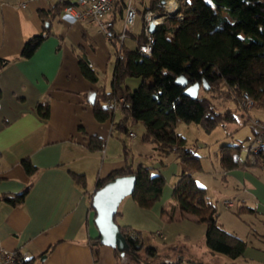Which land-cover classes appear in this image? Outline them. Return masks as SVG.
I'll return each instance as SVG.
<instances>
[{"label":"crops","instance_id":"0c3cea01","mask_svg":"<svg viewBox=\"0 0 264 264\" xmlns=\"http://www.w3.org/2000/svg\"><path fill=\"white\" fill-rule=\"evenodd\" d=\"M23 2H27L24 7ZM55 4L49 0H0V90L3 94L0 99V194L22 193L27 189L21 205L14 207L0 202V250H15L25 259L36 258V264H127L117 261L115 248L94 242L100 237L92 206L97 179L124 167L133 156L134 162L137 156H147L137 154L139 147L150 148L153 152L149 157L156 156L159 162L168 163L165 167L159 162L146 165L139 163V158L133 164L158 169L166 179L172 178V183L182 165L175 155H163L151 143H138L137 134L130 137L114 127V122L122 118L121 111H116L114 120L100 122L96 119L90 96L104 85L101 80L94 83L82 74L74 48L82 47L101 72L107 75L110 68L113 77L112 46L97 25L74 21L63 9L51 26L50 35L35 54L30 58L20 56L29 39L44 33L39 11H48ZM136 6L141 8L137 0ZM125 11L126 8L124 15ZM136 23L133 33L138 36L143 32L144 19L138 31ZM123 25L124 19L117 18L115 29L120 32ZM129 45L132 47L135 41L130 40ZM3 61L8 62L2 65ZM45 101L50 103V116L44 120L39 116L37 106ZM90 135L105 140L103 151L88 149ZM126 135L131 139L127 158L122 148V141H127ZM26 158L37 168L34 176L28 175L21 164ZM247 170H227L224 179L242 182L247 193L252 194L251 198L240 200L237 209L246 208L240 214L234 209L235 214H251L262 221L264 227V180ZM74 173L86 175L85 187L75 180ZM172 195L171 190L164 187L162 199L147 210L160 214L169 224L189 222L186 236L190 239L202 226L199 234L203 236L205 223L181 218L179 210L173 218L168 214L164 216V207L170 203ZM228 202L233 206L228 207ZM225 204L228 209L236 207L233 200H227ZM128 206L126 209L124 205L122 210L119 206L122 215L117 217V222L133 227L127 211L145 215L142 210L146 209L136 202H130ZM219 217L218 223L225 231L242 237L234 230H228L225 220L221 221ZM258 236L262 246L247 245L235 264H264V235ZM161 237L166 236L162 233ZM52 245L53 250L43 254ZM94 252L99 254L97 261ZM122 255L125 256V252ZM222 256L227 257L215 254L213 259L223 260ZM127 258L132 264L131 256L127 255ZM227 258L228 263L218 264H233Z\"/></svg>","mask_w":264,"mask_h":264},{"label":"trees","instance_id":"16d2710c","mask_svg":"<svg viewBox=\"0 0 264 264\" xmlns=\"http://www.w3.org/2000/svg\"><path fill=\"white\" fill-rule=\"evenodd\" d=\"M127 1L115 0L112 19L116 36L110 40L115 60L112 89L108 91L102 86L96 90L95 101L91 103L94 115L98 121L103 122L114 120L116 111H121L122 118L114 122V127L130 135L133 132L131 127L142 123L144 143H151L163 155L173 154L180 160L182 170L173 187L172 201L169 203L170 218L179 210L181 218L188 217L194 222L205 223L207 247L214 253L226 255L235 264V260L244 254L247 242L219 225L217 206L208 201L206 189L197 183L193 174L195 170H202L200 158L189 150L187 140L176 133L175 127L182 120L196 123L210 132L219 124L235 121L233 110L221 111L216 101L222 105L233 101L239 108L249 111L251 109H247L242 103L244 92L254 101V108L264 111V0H210L214 5L224 8L226 15L215 13L210 3L204 0H178V13L182 14L183 18L179 19L177 15L165 16L162 23L156 26L152 32L155 44L150 56L139 52L140 45L146 41L144 32L136 36L134 30L129 31L122 41L119 34L123 29L120 32L115 29L117 18H125ZM137 1L141 6L138 8V15L141 14L143 19L148 11L164 16L163 0ZM63 8L64 4L57 3L48 11H39L44 33L25 43L21 57L30 58L35 54L46 36L50 35L51 26ZM218 10L223 11L221 8ZM127 39L129 43H126ZM130 40L135 41L132 47L129 45ZM74 51L78 56L82 74L91 82L98 83L100 76L92 59L80 46L75 47ZM7 62L3 61L2 65ZM181 75L187 79L186 87L177 83ZM129 78H142L143 82L137 89H131L126 84ZM204 80L207 81L209 89H205ZM196 82L201 84L200 93L197 98H191L185 94V90ZM202 91L210 96H204ZM2 95L0 90V99ZM120 97L124 98L125 103L121 108L115 109L110 101L119 100ZM37 111L42 119H48L49 101L38 104ZM253 132L255 136L254 126ZM122 144L124 157L127 158L130 155V146L125 140ZM105 145L102 137L89 136L87 146L90 151L101 152ZM245 145L242 142L235 146H222V167L225 171L259 167L264 172V152L254 155L246 153L245 161H240L239 157L234 156L235 153L243 151ZM133 163V160L129 159L124 167L113 170L105 178H98L96 189L116 177L135 175L136 186L131 196L141 208L151 209L162 199L166 179L161 171L155 168L143 164L135 166ZM167 163L162 161V167ZM21 164L28 175L36 174L37 168L30 159H23ZM72 175L78 183L86 186V175ZM26 193L27 189L22 193L0 194V202L16 207L24 202ZM245 208L238 207L237 214L242 213ZM121 215L122 212L118 210L115 215L116 222L117 217ZM118 225L129 246L125 250L115 249L117 261L129 264L127 255L134 258L133 255L139 253L156 258L157 247L154 244L147 245L141 231L133 229L132 226ZM94 242L102 244L100 237ZM53 248L54 245L43 254H49ZM182 248L177 245L169 247L180 253L183 252ZM123 252L125 256L122 255ZM19 257L21 261L17 264L38 263L36 258L25 259L20 254ZM94 257L96 261L99 259L98 252H94ZM182 261L183 257L180 255L178 261L167 262L156 258L153 264H182ZM183 264L199 263L188 260Z\"/></svg>","mask_w":264,"mask_h":264},{"label":"rangeland","instance_id":"374dc122","mask_svg":"<svg viewBox=\"0 0 264 264\" xmlns=\"http://www.w3.org/2000/svg\"><path fill=\"white\" fill-rule=\"evenodd\" d=\"M204 1L210 3L215 13L221 12L224 15L227 14L224 8L214 5L211 1L209 2V0ZM218 8L223 9V11L218 10ZM136 22V28L138 31V29H141V14L138 15ZM126 43H129L128 39L126 40ZM97 70L99 72L102 84L106 87V90L111 91V69L109 68L107 75L101 72L98 68ZM142 82V78H129L126 84L131 89H137L142 84ZM202 92L204 96H210L205 91ZM216 102L219 103V108L221 111H225L227 109L233 110L236 120L226 124H219L210 132H207L203 127L197 125L196 123H187L180 120L175 127V131L177 134L187 140V147L189 148V150H191L195 156L200 158L202 170H195L193 173L194 177L197 183L206 189L207 199L217 206L220 220H225V227L228 228V230H234L236 233L242 235L241 238L247 242L248 247H254L257 245L262 246V243L258 239L260 238L258 235H264V227L262 221L257 220L251 214H242L241 216H239L234 212V209H237V204L240 203V200L242 198H251L252 194L247 193L242 182L233 183L228 182L224 179L225 169L222 167L223 165L221 163L220 149L224 145L235 146L239 145L242 142L244 144L249 143L254 137L253 126L255 124V121L264 118V111L258 108L244 111L243 109L239 108L233 101L227 102L225 104L223 103V105L219 101ZM131 130L137 134L136 140L138 141V143H141L142 133L144 130L143 124H137L131 127ZM126 138L127 144L131 146V139L127 137V135ZM119 148L122 150L123 147L121 148V146H119ZM136 150L139 152L137 154L150 155V153L153 152V150H150V148L146 147H139ZM148 155L142 157L137 156L135 162H137L139 158V163H144L146 165L159 162L156 156L149 157ZM234 156L239 157L240 161H245L247 158V154L243 151H240L238 154L235 153ZM159 163L162 165L161 162ZM235 169L246 171L245 168ZM247 171H250L256 177L264 180V173H262L261 168L252 167ZM173 178V183L172 178L170 180L165 178V189H170L172 194L173 187L179 180L178 174ZM227 200H233L236 207L233 209H228L225 204V201ZM170 201H172V197ZM130 202L135 203L131 195L124 198V200L121 202L120 210L124 208V205L126 206V209L129 208L128 205L130 204ZM169 209L170 207L168 203L164 207V216H166V214L169 215ZM142 211H145L143 212L145 213V215H137L133 211H127V215L129 216L128 220H131L133 222V229L142 232L144 242L147 245L154 244V246L157 247L158 254L156 258L165 260L167 262H175L178 261L180 255H182V264L187 262L188 260H193L199 264L228 263L229 259L227 257L222 256L223 260L213 259L215 254L218 253L212 252L206 245L205 225L203 227V236L202 234H199V231L202 230V226H199L197 232H193L195 235H192L190 239L186 236L188 233L186 228L189 222H172L169 224L164 218L162 219V217L158 213L149 211L147 209ZM159 232H162L163 236L165 234L166 237L162 238L161 236H159ZM174 245L182 246L183 252H175L174 250L169 249L170 246ZM133 257L134 258H130L133 262L132 264H153L154 259H156L150 258L144 253L134 254Z\"/></svg>","mask_w":264,"mask_h":264},{"label":"built area","instance_id":"2783aa9c","mask_svg":"<svg viewBox=\"0 0 264 264\" xmlns=\"http://www.w3.org/2000/svg\"><path fill=\"white\" fill-rule=\"evenodd\" d=\"M31 1V0H30ZM54 3L64 4V12L67 17L74 21L89 22L97 25L104 37L110 41L115 36L114 21L112 14L115 9V0H49ZM27 2H23L22 6H26ZM164 16L158 15L153 11H148L144 15L143 32L146 37L145 43L140 45L139 52L144 56H150L155 44V38L150 30L152 25H159L162 23L165 16L177 15L179 19H182V14L178 13L179 1L178 0H165ZM138 16V9L136 6V0H128L125 11L124 26L122 32L119 34V38L123 41L129 31H133ZM125 103L123 97L110 101L115 109L121 108ZM243 105L247 109H253L255 107L254 101L247 92L243 93ZM254 128L256 134L251 142L246 144L242 149L247 154H258L264 152V120L255 121ZM131 137H135V133H130ZM228 207H232L231 202L227 203ZM162 236V233H159ZM21 261L19 254L15 250H0V264H17Z\"/></svg>","mask_w":264,"mask_h":264},{"label":"water","instance_id":"95a60500","mask_svg":"<svg viewBox=\"0 0 264 264\" xmlns=\"http://www.w3.org/2000/svg\"><path fill=\"white\" fill-rule=\"evenodd\" d=\"M165 3V0H163ZM156 26L152 25L150 30L154 32ZM177 83L186 87L187 79L181 75L177 79ZM205 89H209V85L204 80ZM201 84L196 82L189 85L185 94L191 98H197L200 93ZM96 93L90 96V102L94 103ZM136 186V176L126 175L116 177L107 182L103 187L96 189L92 197V206L95 210V223L100 233V242L104 245L111 246L115 249L125 250L128 248V242L122 234L118 223L115 221V215L118 212L121 202L127 196H130ZM46 256L42 259L44 260Z\"/></svg>","mask_w":264,"mask_h":264},{"label":"snow or ice","instance_id":"6c2138e0","mask_svg":"<svg viewBox=\"0 0 264 264\" xmlns=\"http://www.w3.org/2000/svg\"><path fill=\"white\" fill-rule=\"evenodd\" d=\"M209 2H210V0H209Z\"/></svg>","mask_w":264,"mask_h":264}]
</instances>
